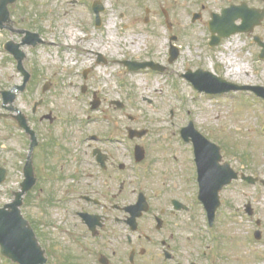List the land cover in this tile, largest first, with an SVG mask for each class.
Returning a JSON list of instances; mask_svg holds the SVG:
<instances>
[{"label":"rangeland","instance_id":"obj_1","mask_svg":"<svg viewBox=\"0 0 264 264\" xmlns=\"http://www.w3.org/2000/svg\"><path fill=\"white\" fill-rule=\"evenodd\" d=\"M71 1L73 0H18V6L11 14L12 20L18 23H12L13 31H0V93L13 90L14 86L23 82V76L17 70V62L4 51V45L8 41L22 43L25 35L16 30L26 28L40 33L45 41L36 48L21 47L27 56L25 68L32 71L33 76V70H36L35 77L40 83L33 92L31 88L19 92L14 106L25 114H30L34 104L44 99V106L39 107L40 115L52 114L55 118L54 123L49 122L50 127L45 123L42 126L46 137L54 140L49 152L48 169L43 174L48 175V179L45 184H40L45 188V194H41L39 190L36 193L40 200L47 201V205L39 210L29 209L34 219H41L39 231L43 236L40 234L39 239L49 251V264H61V218L65 223L61 208V189L69 186L68 184H77L73 179L77 150L75 140L92 132L89 124L108 123L106 119L112 121L113 117L119 115L116 109L108 106V102L128 104L125 113L135 120L130 122L131 127L149 130L150 135L146 141L151 140L152 144L158 143L156 147H163V150L150 152L157 159L170 157L164 151L169 143L175 145V149L182 147V144H177V138L181 128L191 121L201 133L210 135L219 142L225 161L232 167L241 168V161L247 157L251 165L245 170L256 171L264 177V127L260 125L264 124V106L247 95L200 93L186 78L188 70L196 72L202 69L215 72L216 76H224L232 82L250 84L253 80L251 73L247 75L250 70L249 56H240L234 51L235 38L225 42L220 48L212 49L209 47L210 35L204 23L192 24L191 12L202 11L201 0H102L106 8L103 13L104 24L97 29L92 25V11L83 4V0H78L75 4ZM138 3L153 9L152 26L144 22L146 13L144 8L137 6ZM214 6L207 5V9L214 10ZM160 7L171 14L174 25L171 30L161 23L164 16ZM112 17L115 21L113 28L109 27ZM24 22L26 27L22 26ZM67 25L77 28L84 36H89L88 39L94 42L93 47L96 48L85 53L84 57L77 55L75 61H72L73 56L71 60H67L68 49L63 52L61 47L65 41L64 31ZM83 30L87 33H83ZM174 35L178 37L175 45L180 54L177 60L170 63V39ZM135 39H139L141 43H137ZM117 42L122 43V52L116 53V49H119L113 43ZM136 43L139 45L136 46ZM99 53L106 61L98 63ZM124 61H153L166 70L158 72L147 68L130 72L127 66L120 63ZM98 67L106 68L107 72H100ZM85 71H88L87 77L84 76ZM261 78L264 81V75ZM33 80L34 77L31 78V83ZM47 83L51 86L44 93L42 89ZM85 87L87 89L84 92ZM96 99L101 104L92 110L91 103H95ZM2 100L0 94V109ZM257 111L256 117L254 112ZM28 118L32 119L33 116L28 115ZM134 143L140 144V141L135 139ZM147 150L150 151V148L147 147ZM132 156L133 151L130 150L129 168L133 177L145 168L144 165H136ZM248 161H243L242 164L248 165ZM153 163L155 164L149 165L155 169L154 174L149 177L150 184H175L176 180L182 184L181 175L186 174L166 165L172 166V161L158 160ZM181 167H190V164ZM166 174L168 175L164 178ZM18 186L19 184H3L0 187V204L9 203L11 196L6 193L7 190ZM232 193L230 191L226 195L232 196ZM254 196L259 197L264 205V187L258 186ZM40 211L44 213L41 218L38 217ZM236 227L240 228L229 222L224 225L225 231L232 238L226 248L230 246L237 251L240 240L242 247L235 255L231 254V260L234 264H251L249 261L253 257L249 255L250 251L260 249L249 247L245 243V230L236 232Z\"/></svg>","mask_w":264,"mask_h":264},{"label":"flooded vegetation","instance_id":"obj_2","mask_svg":"<svg viewBox=\"0 0 264 264\" xmlns=\"http://www.w3.org/2000/svg\"><path fill=\"white\" fill-rule=\"evenodd\" d=\"M212 4L215 5L214 10L210 11L207 5ZM200 5L202 11H196L200 14L198 23H204L210 42L214 36L212 31L218 30L215 39L222 33L236 32L222 39L214 48H220L235 38L234 51L240 56H249L251 71L247 75L251 73L253 80L250 84L235 83L248 89L264 88L261 78L264 75V0H201ZM17 6L11 7V14ZM137 6L145 7L143 3ZM229 9L233 10L226 12ZM144 10L148 12L144 22L152 26L154 11L150 7ZM170 15L167 12V19L164 17L168 29L174 26ZM13 23L15 25L18 21L13 20ZM245 93L264 103V98L255 91L247 90ZM44 102L42 99L40 106L43 107ZM127 105L125 102H108V106L116 109L119 115L112 121L106 119L108 123L89 124L92 132L75 140L77 150L73 178L77 184H68L61 189V213L66 223L61 218V264H234L231 254L235 255L242 243L238 241L237 251L230 246L226 248L232 239L225 231L226 222L239 225L236 232L245 230V243L260 249H254L250 254L247 251L253 257L249 262L264 264V205L259 197L254 196L258 185L264 187V177L256 171L245 170L251 165L248 158V165L234 168L239 174L236 183L241 184L223 188L219 193V206L214 212L211 205L206 207L199 200L192 140L186 141L180 134L176 142L182 147L175 149V145L169 143L164 149L170 157L157 159L151 156L150 152L163 150V147H156L158 143L152 144L151 140L146 141L149 130L131 127V118L125 113ZM3 106L1 102L0 187L3 184H21L27 162L33 164L38 184H44L48 179V175L43 174L48 169L49 147L54 140L46 137L42 126L45 123L50 127L49 121L40 115L39 106L26 114L27 118L28 115L33 116L27 119L32 131L28 132L18 124L13 112L6 111ZM131 128L146 131V135L138 140L140 144L134 143L135 140L131 142ZM207 137L211 138L210 135ZM211 139L220 146L218 141ZM131 145L144 148L145 158L141 164L172 161V166L166 165L186 174L181 175L182 184L177 180L175 184H150L148 172H142L138 179H131ZM224 162L223 155L221 164ZM184 164H190V167L182 168ZM243 176L259 178V182L250 184ZM15 188L6 192L11 196L9 201L17 191ZM230 191L232 196H227ZM4 205L0 204V208ZM24 210L25 218L37 236H43L39 231V220L34 222L29 212L28 202H25ZM211 215H215L213 222L209 221ZM1 263L18 264L3 258L0 247Z\"/></svg>","mask_w":264,"mask_h":264},{"label":"water","instance_id":"obj_3","mask_svg":"<svg viewBox=\"0 0 264 264\" xmlns=\"http://www.w3.org/2000/svg\"><path fill=\"white\" fill-rule=\"evenodd\" d=\"M15 1V0H11ZM12 3V2H11ZM7 2H0V23L4 22L8 18V13L6 11ZM16 55V58L19 60L20 63H22L23 56L18 51H13ZM147 65L153 64H142L139 65V67H146ZM21 67V64H20ZM19 67V68H20ZM153 67H159V66H153ZM200 74L193 75L191 79L195 83V85L199 88V90H203L204 83L197 77ZM205 75V74H204ZM208 78L215 79L219 83H222L220 80L215 78L212 75H205ZM227 89L225 91L229 90H236V87L231 84H226ZM23 120V118H20ZM192 126L190 127V129ZM188 129V131L190 130ZM184 132V131H183ZM204 145L200 144L197 145V163H198V169L200 172V182L201 184H220L218 189H221L224 184H229L231 180L235 177L234 174L230 173L227 175L226 179H217L214 180L213 178L215 175L211 173V170L213 172L215 168V162L212 160V158H207V150H206V143L203 142ZM26 179L24 183L22 184V189L24 191H28V189H31L35 183L36 180L33 175V169L28 165L26 168ZM21 195V193H20ZM21 197V196H20ZM21 204V201L18 200L16 203L8 205L7 208H10L11 210L8 211L4 209L0 211V243L2 244V253L9 257L16 260L21 261L22 264H43L45 263V259L43 258V251L39 247V244L35 238V235L31 233L30 230L26 233H18L13 232L12 230L17 229L14 225L10 224L7 215L11 213H19L17 210V207Z\"/></svg>","mask_w":264,"mask_h":264},{"label":"bare ground","instance_id":"obj_4","mask_svg":"<svg viewBox=\"0 0 264 264\" xmlns=\"http://www.w3.org/2000/svg\"><path fill=\"white\" fill-rule=\"evenodd\" d=\"M114 23H115V21H114V18H111V21H110V25H109V27H111V28H113V26H114ZM62 34V33H61ZM68 35L71 37V40L70 41H67V42H69V45H70V43H71V46H73L72 47V49L76 52V54H78L79 56L81 55L82 57H84L85 56V53H87V52H89L90 50H92V48H96V47H93V45H94V42L92 41V42H90V40L88 39L89 38V36L88 37H86V36H84L83 34H76V32L74 31V30H70V31H68ZM78 35V36H77ZM78 37H81V38H78ZM135 41L137 42V43H141L140 42V40L139 39H135ZM115 43V42H114ZM113 43V46H115V47H117L119 50H117L116 49V53H119V51L120 52H122V48L120 47V45H122V43H118L117 42V44H114ZM135 44L136 46H138L139 44ZM68 44V43H67ZM98 49H101V48H98ZM95 50V49H94ZM102 50V49H101ZM79 52H81L80 54H79ZM67 53V60H71V58H72V56L74 57V58H72V61H75V57H76V54H73V53H71L69 50L66 52ZM74 65V64H73ZM73 65H71V66H73ZM98 70L100 71V72H104V73H106L107 72V69L106 68H99L98 67Z\"/></svg>","mask_w":264,"mask_h":264}]
</instances>
